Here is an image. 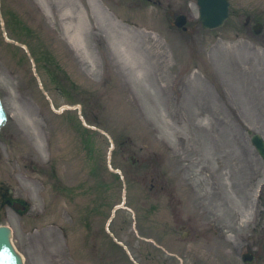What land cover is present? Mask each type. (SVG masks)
Listing matches in <instances>:
<instances>
[{
	"label": "rangeland",
	"instance_id": "374dc122",
	"mask_svg": "<svg viewBox=\"0 0 264 264\" xmlns=\"http://www.w3.org/2000/svg\"><path fill=\"white\" fill-rule=\"evenodd\" d=\"M13 1L17 4L11 5V0H7V5L17 12L20 7L26 10L29 15L26 19L43 41L37 40L33 44H41L46 48L50 46L54 48L52 51L61 47L62 64L77 77L79 83H84L81 85H92L87 86L91 88L87 92L86 113L89 117L86 126L100 133L94 140L97 149L104 154L109 149L106 139H103L106 136L102 132L105 127L108 133L113 132L116 139L124 142L123 149L119 148L115 159L124 169H129L130 158L134 154L141 164L148 166L168 167L169 164H179L181 160L188 159L186 165L190 167L191 175H194V183L204 186L217 184L213 205L218 209L217 222L231 226L228 235L233 237L231 233L236 223L235 216L251 218L259 207L254 199L256 188L264 182V163L251 147L250 136L247 134L250 129L264 135V51L260 46L222 42L218 37L224 36V31L208 34L201 31L199 44H181L176 39L172 42L169 36L164 41L155 33L149 36L145 35V31L124 27L128 34L125 35L121 29L123 26L114 29L109 18L100 16L98 8L94 7L91 12L86 7L88 17L85 15V25L93 30L96 24L99 31H90L88 34L83 30L79 18L72 19L74 24L77 23V28L74 26L73 30L78 29L79 23L82 27L79 30L85 31L90 41L85 57L78 58L80 65L71 52L65 55L64 46L68 45V40L64 27L59 23L62 25L68 21V17L77 16L64 15L62 18V5H74L84 12L81 5L75 4L73 0H56L52 3V9L58 14L56 22L53 18H50V22L59 27L58 30L65 37L63 39L55 36L50 24L47 27L43 25L36 11L30 12L32 4L29 0H19V3ZM98 35L113 38L122 44L123 49L129 48L131 56L127 54V60L124 61L126 64H120L124 75L132 78L131 95L135 97L137 105L133 99L130 102L126 99L129 92L125 90L126 87H122L123 80L102 85L101 75L105 62L101 52L91 43ZM126 36L131 37L133 43ZM4 40L2 29L0 90L10 121L3 135L8 142L0 144V182L13 188L16 196L27 200L31 210L20 215L7 208L6 215L2 216L3 223L14 229V243L26 264H83L80 238L70 235L65 240L59 228V225L65 226L70 232V229L75 228L74 220L68 212L61 210L60 218L53 217L51 211L54 209L47 199L49 191L41 192L33 166L37 151L42 152L36 159L41 157L46 161L49 158V151L45 149L47 140L50 143L53 140L62 147L71 143L70 163L62 166L61 171L68 179H80L85 154L79 145L80 137L74 135L77 126L73 122L69 124L67 116L56 112L69 105V102L59 94L48 76L42 74L44 72L39 71L40 77L37 79L31 61L18 62L8 51ZM17 54L20 60L24 59L22 50ZM188 62V65L193 63L190 69ZM9 73H13L14 77ZM16 85L22 91V99L17 95ZM69 113L73 120L80 121L81 118L85 121L76 107ZM20 133L25 140L20 139ZM168 146L174 153L168 151ZM52 147L51 143L50 150ZM180 153H183L181 158ZM196 156L199 157V163L192 165L191 159ZM179 169L175 167L174 172ZM147 170L127 174L132 181H145ZM133 185L136 187V183ZM226 186L228 221L224 211L220 210L224 201L218 197V191L224 192ZM135 190L132 189L128 195L138 197L141 192ZM138 190H141L139 186ZM209 195L210 192L202 196ZM127 213L130 212L121 209L114 222L116 230L124 236L131 229L133 217ZM54 221L57 226L53 224ZM76 232L79 236L81 231L78 229ZM132 243L137 245L139 253L146 248L143 240L137 237H133ZM169 252L179 255L181 250L174 244L170 246ZM163 254L157 255V262L175 264L172 263L175 257ZM222 255L226 257V252L222 251ZM228 264H241L240 256L228 253Z\"/></svg>",
	"mask_w": 264,
	"mask_h": 264
},
{
	"label": "flooded vegetation",
	"instance_id": "af4514ba",
	"mask_svg": "<svg viewBox=\"0 0 264 264\" xmlns=\"http://www.w3.org/2000/svg\"><path fill=\"white\" fill-rule=\"evenodd\" d=\"M114 2L117 9H123L124 11L134 10L137 7H155L160 12L161 21L167 24L170 28H173L176 21L180 16H184L186 18V26L187 31L189 29L190 24L192 26H196V23L189 18L186 14L187 9L184 6V0H111ZM167 2V6L165 7L164 2ZM236 5L238 4L239 10L237 11V15L243 16L245 19L244 27L246 28V32L249 35L259 38L260 42L264 43V0H235ZM188 8V6H187ZM172 13V14H171ZM255 26H259L258 29L260 31L259 35H256ZM187 31H183L181 29L177 30L179 34L188 33ZM86 197L89 196V190H84ZM184 202L177 201L175 198H170V201L166 207V209L170 212V209H174V206L178 205L181 209L183 207ZM197 204V209L199 210V205ZM162 207V206H161ZM151 210L154 209L152 205L149 206ZM183 214V211L180 212ZM197 218H199L200 212L197 213ZM190 224H192V229L195 235V241L199 244L203 240L206 247L211 248L213 246L212 239H215V236H212V239L209 237L211 235V223H209V229H205L202 227L201 222L199 220H195V218L189 219ZM86 227H89V224H85ZM260 232H257L255 235V240L251 239L250 241H245L240 243L242 250L245 252L254 254L255 258L252 262L247 264H264V256H258L255 253V250H260L264 252V225L260 229ZM190 236V234H189Z\"/></svg>",
	"mask_w": 264,
	"mask_h": 264
},
{
	"label": "water",
	"instance_id": "95a60500",
	"mask_svg": "<svg viewBox=\"0 0 264 264\" xmlns=\"http://www.w3.org/2000/svg\"><path fill=\"white\" fill-rule=\"evenodd\" d=\"M202 7V19L205 23L213 24L215 27L222 23L228 12L227 3L224 0H200ZM3 118L0 115V129L2 127ZM254 144L264 157V141L260 136H255ZM10 232L7 228H0V264H23L21 257L15 252L11 241Z\"/></svg>",
	"mask_w": 264,
	"mask_h": 264
},
{
	"label": "bare ground",
	"instance_id": "6f19581e",
	"mask_svg": "<svg viewBox=\"0 0 264 264\" xmlns=\"http://www.w3.org/2000/svg\"><path fill=\"white\" fill-rule=\"evenodd\" d=\"M72 40H74L75 42H80V43H83V36L80 34V33H76V34H73L71 36ZM84 43H86V40L84 41ZM125 51V50H124Z\"/></svg>",
	"mask_w": 264,
	"mask_h": 264
}]
</instances>
